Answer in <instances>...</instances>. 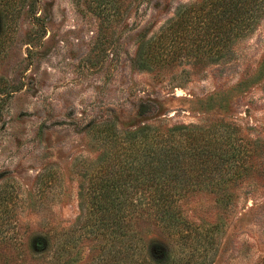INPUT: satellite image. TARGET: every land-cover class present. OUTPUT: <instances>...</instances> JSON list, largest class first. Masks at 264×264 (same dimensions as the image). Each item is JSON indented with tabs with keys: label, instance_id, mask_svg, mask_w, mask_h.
<instances>
[{
	"label": "rangeland",
	"instance_id": "1",
	"mask_svg": "<svg viewBox=\"0 0 264 264\" xmlns=\"http://www.w3.org/2000/svg\"><path fill=\"white\" fill-rule=\"evenodd\" d=\"M212 1L0 0V216L13 234L78 228L79 182L107 146L99 124L222 120L258 142L264 161V12L207 55L195 45H210L200 27ZM227 187L230 205L205 190L182 199L181 232L145 227L141 255L149 261L154 241L173 264H264V173ZM75 251L73 264L100 252L84 237ZM17 258L50 264L48 254Z\"/></svg>",
	"mask_w": 264,
	"mask_h": 264
},
{
	"label": "trees",
	"instance_id": "2",
	"mask_svg": "<svg viewBox=\"0 0 264 264\" xmlns=\"http://www.w3.org/2000/svg\"><path fill=\"white\" fill-rule=\"evenodd\" d=\"M211 4L201 14L200 28L210 40L207 48L195 45L201 52L228 49L230 40L247 34L255 17L264 12V0H213ZM149 57L154 63V55ZM96 132L107 146L79 182L80 235H75L78 228L64 235L62 230L50 229L28 233L26 227L13 234L11 222L0 216V264H17V257L28 252L48 254L50 264H73L75 247L83 237L100 251L91 260L94 264H173L158 258L160 247L154 241L146 246L149 261L141 255L145 227L168 235L181 232L186 221L179 210L182 199L205 190L230 205L235 194L228 182L264 173V161L256 159L260 144L237 135V127L222 120L207 128L161 129L143 124L123 131L114 124H99Z\"/></svg>",
	"mask_w": 264,
	"mask_h": 264
}]
</instances>
